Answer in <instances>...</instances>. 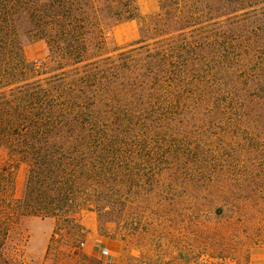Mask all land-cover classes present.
Here are the masks:
<instances>
[{"label": "rangeland", "instance_id": "374dc122", "mask_svg": "<svg viewBox=\"0 0 264 264\" xmlns=\"http://www.w3.org/2000/svg\"><path fill=\"white\" fill-rule=\"evenodd\" d=\"M78 1L59 28L82 48L76 62L50 56L37 36L58 26L44 20L18 25L23 59L36 81L65 78L85 128L120 154L79 229L0 210V264H261L264 0H169L166 14L134 0L125 21L111 17L124 0Z\"/></svg>", "mask_w": 264, "mask_h": 264}, {"label": "trees", "instance_id": "16d2710c", "mask_svg": "<svg viewBox=\"0 0 264 264\" xmlns=\"http://www.w3.org/2000/svg\"><path fill=\"white\" fill-rule=\"evenodd\" d=\"M168 1L159 0L162 14L168 10ZM78 3L0 0V210L9 221L23 216L54 218L79 229L73 224L74 215L78 210L102 209L96 206H100L99 190L108 171L106 161L120 154L116 147L100 144L101 136L85 128L86 114L75 109L71 89L64 91L69 84L65 78L48 84L36 81L38 73L23 59L18 25L38 26L44 20L54 30L58 26L54 33L37 36L45 40L50 56L59 63L70 59L76 62L82 48L74 47L75 35L59 28ZM37 7L44 10L43 18ZM136 14L134 0H124L123 8L111 17L125 21ZM58 17L64 20L58 21ZM79 39L82 44L84 37ZM30 72L35 75L32 80ZM20 164L27 167L23 192L17 199H6Z\"/></svg>", "mask_w": 264, "mask_h": 264}, {"label": "crops", "instance_id": "0c3cea01", "mask_svg": "<svg viewBox=\"0 0 264 264\" xmlns=\"http://www.w3.org/2000/svg\"><path fill=\"white\" fill-rule=\"evenodd\" d=\"M83 221V220H82ZM94 229H95V226H89V232L91 233L92 231H94ZM249 264H256L255 262H254V259H252V258H250V262H249ZM261 264H264V258H262L261 259Z\"/></svg>", "mask_w": 264, "mask_h": 264}]
</instances>
